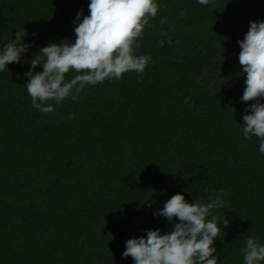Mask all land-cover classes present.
<instances>
[{"label":"trees","instance_id":"16d2710c","mask_svg":"<svg viewBox=\"0 0 264 264\" xmlns=\"http://www.w3.org/2000/svg\"><path fill=\"white\" fill-rule=\"evenodd\" d=\"M89 3L0 0V52L22 28L32 45L0 71V264H134L122 255L128 239L178 222L153 214L171 196L221 192L212 214L230 225L215 255L244 264L247 239L264 244V154L243 135L254 101L241 100L238 41L264 21V0H157L137 50L151 56L145 71L88 85L45 114L25 87L28 62L50 42H74Z\"/></svg>","mask_w":264,"mask_h":264},{"label":"clouds","instance_id":"9594fccd","mask_svg":"<svg viewBox=\"0 0 264 264\" xmlns=\"http://www.w3.org/2000/svg\"><path fill=\"white\" fill-rule=\"evenodd\" d=\"M198 3L208 5L210 0H198ZM159 9L157 0H90L89 15H83L81 9L73 22L75 41L50 42L28 62L31 68L25 74L29 81L25 87L33 107L51 113L54 105L65 99L77 100L88 85L119 80L128 72L143 73L151 56L137 55L139 41ZM185 14L186 11L181 12L182 16ZM26 35L22 28L4 46L0 52V71L11 63H20L22 54L32 47L24 43ZM238 44L239 64L243 75L246 74L241 100L254 101L245 109L243 135L257 137L261 141L259 152L264 154V103L261 102L264 100V21H250L248 32ZM41 65L43 71H33ZM70 71L77 74L68 80ZM222 196V192L216 194L208 202L197 196L194 203H189L182 193L171 196L153 214L169 221L178 220L172 230L168 233L148 230L146 236L128 239L123 257H132L134 264H218L219 256L215 255L217 249L213 245L221 232L226 235L221 225H230L225 214L222 219L212 214L223 206ZM241 253L244 264L264 262V244L255 237L247 239Z\"/></svg>","mask_w":264,"mask_h":264}]
</instances>
